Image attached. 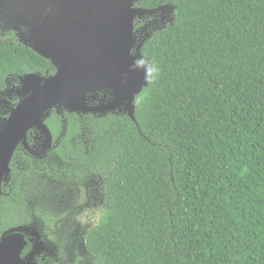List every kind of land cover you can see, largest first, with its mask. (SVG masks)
I'll use <instances>...</instances> for the list:
<instances>
[{"label":"trees","instance_id":"obj_1","mask_svg":"<svg viewBox=\"0 0 264 264\" xmlns=\"http://www.w3.org/2000/svg\"><path fill=\"white\" fill-rule=\"evenodd\" d=\"M138 5H170L174 20L142 47L151 84L136 121L51 111L56 147L37 158L20 145L13 155L0 238L40 219L43 240L56 244L59 217L33 209L30 189L45 176L65 190L96 178L102 214L84 238L92 264H264V0ZM27 73L55 68L0 37V93ZM78 252L72 263L60 250L38 264H83Z\"/></svg>","mask_w":264,"mask_h":264},{"label":"water","instance_id":"obj_2","mask_svg":"<svg viewBox=\"0 0 264 264\" xmlns=\"http://www.w3.org/2000/svg\"><path fill=\"white\" fill-rule=\"evenodd\" d=\"M11 1L19 2L0 0V8L8 10ZM139 1L61 0L57 9L50 3L53 10L35 27L37 45L32 49L51 61L57 73L50 77L29 74L21 78L22 99L0 126V198L3 183L11 172L13 155L20 145L27 146L29 132H40L52 144L53 136L45 121L54 109L88 114L124 107L136 121V99L151 84L150 67L142 56V47L151 34L148 25L142 28L140 33L145 37L140 40L136 57L131 56L138 40L134 20L173 11L170 5L134 8ZM11 14L6 12V18L21 17L19 13ZM75 16L83 21L82 25L76 26ZM138 59L143 62L136 63ZM100 91H111L112 98L106 106L92 107L90 95ZM30 234L44 248L43 237L36 227L12 228L0 238V264H36L34 252L22 256Z\"/></svg>","mask_w":264,"mask_h":264},{"label":"rangeland","instance_id":"obj_3","mask_svg":"<svg viewBox=\"0 0 264 264\" xmlns=\"http://www.w3.org/2000/svg\"><path fill=\"white\" fill-rule=\"evenodd\" d=\"M171 19L169 23H172ZM160 29L162 28L157 30ZM9 89H11L10 91L13 90L12 87ZM15 90H17L18 95L14 92L12 93L15 95H11V93L0 95V126L22 99L19 94L20 87L15 88ZM11 98L15 101L10 102ZM6 102L13 104L9 107L5 104ZM5 114H7L6 117H4ZM40 136L41 138L38 140L47 143L45 138L42 135ZM36 151V157L41 158L48 150L44 152L39 147ZM29 193L30 205L33 209L41 208L43 212L51 215L55 214L59 217L53 224V237H50L55 238L56 244L51 242L50 239H42L46 249L45 254H48L49 258H55L58 251L63 250L64 253L67 252L68 254V262L72 263L75 259L74 250L77 248L78 253L84 259L83 264H92V258L88 257L84 248V238L86 230L97 224L102 214L103 196L96 178L89 180L84 186L69 187L65 190L62 183L45 176L36 186L30 189ZM32 226L36 227L43 237V222L40 219H35L33 224L26 227Z\"/></svg>","mask_w":264,"mask_h":264},{"label":"flooded vegetation","instance_id":"obj_4","mask_svg":"<svg viewBox=\"0 0 264 264\" xmlns=\"http://www.w3.org/2000/svg\"><path fill=\"white\" fill-rule=\"evenodd\" d=\"M50 3L53 4L54 8H56V7L59 8V6L61 5V0H19L18 3L11 1V4L9 5L8 10H4V9L0 8V37H5L6 35H11V39L16 40L18 43H20L25 48L33 50L32 46L37 45V42H36L37 36H36V28L35 27L38 26V22L45 20V18L51 14V11L53 10V8L50 5ZM48 4L50 6H48ZM138 4H139V2L135 3L134 8H140V6ZM75 5H77V3ZM20 7H21V9H19ZM46 7H48V8H46ZM4 12L5 13L9 12L10 15H12L11 13H19V15L21 17L12 18V19L6 18ZM172 17H173L172 14H169L167 11L157 13L156 15H154L152 17H145V18L137 17L134 20V33L138 37V40L135 43L133 49L131 50V56L136 57L137 47L140 44V40L143 37H145L144 33H140L144 26L148 25L149 33L151 34L153 31H155L159 28H165L169 24V20ZM74 22L76 23V26H78V25H82L83 21L75 16ZM39 56H41V55H39ZM142 62H143V59L136 60V63H142ZM54 68H55V73L53 75H55L57 73V68L55 66H54ZM29 74H37V75L43 76L39 73H27L24 75L17 76L18 80H19L18 86H9L5 91L1 92L0 95L5 94V93L6 94L11 93V95H15L12 92L17 93V95H18V92H17V90H15V88L20 87L21 78L26 76V75H29ZM53 75H51V76H53ZM44 77H50V76H44ZM10 87L13 88L12 91H10L11 90V89H9ZM9 96H10V94H9ZM90 97H92L90 105L92 107L101 108L102 106H106V104L109 103V100L112 98V92L111 91H100V92H97L95 94H91ZM13 101H15V99L11 98L10 102H13ZM5 104L10 107V106H12L13 103L11 104L9 102H6ZM56 111L58 114H60L63 117H64V113H68L64 110H56ZM125 113H126L125 108L122 107L121 109L117 108V109L111 110V111H102L101 110V111L91 112L88 114H78V113H68V114H76L80 118H82L83 116H88V115H91L94 117H103V116H107L109 114L119 115V114H125ZM6 115L7 114H5L4 117H6ZM64 123H66V122H64ZM29 133H30L31 138H30V140H28V137H27L28 146H24V145L23 146H24L25 150L31 156H34V157L37 156L36 150H38L39 147H41L42 150H44V152H45L46 150L51 151L57 145V141H55V140H53L52 144H50V145L48 143H45V141H43V140H38L39 138H41V136H40L41 133H38L36 130H32ZM44 238L45 237L43 236V239ZM27 241H28V245L26 248H28L29 251L25 255H23V253H22V256L25 257L29 253L34 252L36 264H38V259H40L46 263V257H49V255L45 254V252H46L45 247L43 248L39 244V241L36 239V237L31 235V234L27 236ZM26 248H25V250H26Z\"/></svg>","mask_w":264,"mask_h":264}]
</instances>
